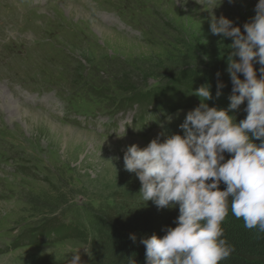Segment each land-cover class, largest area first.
<instances>
[{"label": "rangeland", "instance_id": "rangeland-1", "mask_svg": "<svg viewBox=\"0 0 264 264\" xmlns=\"http://www.w3.org/2000/svg\"><path fill=\"white\" fill-rule=\"evenodd\" d=\"M120 1L124 6L125 23L140 33L137 39L130 40L124 31L119 34L110 29L115 33L113 37H101L95 20H92L91 32L87 18L81 17L83 9L74 0L50 1L45 7L27 9L30 18L25 29L32 35L37 48L57 47L70 58L67 65L72 88L62 98L68 112L82 115L87 120L86 126L92 129L97 126L96 119L101 112L99 105L103 107V113L119 118L122 132L102 139L96 130L63 126L48 116L49 121L60 127H53L47 121L26 122L17 112L0 105V117L22 138L25 158L38 159V153H41L44 159H38L36 167L26 171L28 175L36 173L35 178L19 181L18 187L23 192L19 200L12 204L0 203V230L11 229L18 235L21 226L30 230L43 225L44 220L60 218V215L67 217V226L74 222L78 229L72 230L59 243H27L14 248L0 255V264H69L71 252L77 249H80L82 264H88L108 255L111 239L108 228L116 229L110 219H116L123 209L156 210L158 215L179 213L178 205L158 209L152 201H143L139 195L142 185L137 176L124 170V153L134 144L141 149L147 147L162 132L183 135L180 124L187 112L199 104L174 110L169 114L173 117L171 123L166 122L169 115L156 121L149 111L156 102L152 99L158 91L155 82L172 73L176 75L184 68L202 72L221 70L225 71L227 79L230 78L227 57L231 54L229 45L233 40L211 33V16L225 17L246 34L243 25L255 16L258 0H234L233 3L215 0L216 8L212 10L198 3L199 0H170L169 3L152 0L159 13L151 8L127 9V0ZM67 5L72 7V13L65 8ZM41 61L46 68L50 64ZM217 73L223 75L220 71ZM150 94L152 98H148ZM83 104L88 108L81 112L79 107ZM21 105L42 113L31 105ZM116 107L122 109L109 111ZM209 107L228 108L223 103ZM246 107L247 102L229 115L238 122L246 117ZM160 111L167 113L164 107ZM166 135L160 137L161 142ZM113 157L119 158L112 161L117 172L107 161ZM44 179L46 185H42Z\"/></svg>", "mask_w": 264, "mask_h": 264}, {"label": "clouds", "instance_id": "clouds-1", "mask_svg": "<svg viewBox=\"0 0 264 264\" xmlns=\"http://www.w3.org/2000/svg\"><path fill=\"white\" fill-rule=\"evenodd\" d=\"M198 3L216 8L215 0ZM254 11L251 22L243 25L246 34L225 17L211 16V33L233 40L227 57L233 84L229 107H209L205 101L212 98L210 86H201L194 94L201 103L187 112L179 126L183 135L162 132L147 147L134 144L124 153V170L137 176L144 202L152 201L158 209L179 207L176 227L164 229L162 238L152 235L141 241L146 247V264H221L235 251L223 238L222 225L230 212L248 230L264 233V0H258ZM223 87L218 83L217 97ZM245 101L246 118L237 124L229 112ZM172 120L167 116V123ZM225 152L231 156L227 161ZM116 159L107 161L114 167ZM221 182L226 190H220ZM130 239L135 242L136 237ZM79 250L71 252L69 264H82Z\"/></svg>", "mask_w": 264, "mask_h": 264}, {"label": "trees", "instance_id": "trees-1", "mask_svg": "<svg viewBox=\"0 0 264 264\" xmlns=\"http://www.w3.org/2000/svg\"><path fill=\"white\" fill-rule=\"evenodd\" d=\"M237 62H239L238 57ZM254 67L257 78H259L260 65L257 63ZM195 69L184 68L176 75L172 73L171 87L159 88L154 93L153 98L151 94L148 98L158 101L155 102L157 105L172 113L177 108L194 105L195 102L200 104L201 99L194 94L201 86L209 85L212 98L205 103L208 106L222 105L223 103L225 107H229L230 97L233 95V84L231 78L227 79V76H224L225 71L208 69L206 72H202ZM217 71L222 72L223 75L219 73L218 77ZM238 76L241 80L244 79L243 74H238ZM218 83L224 85L222 89H219L221 92L219 97H217ZM240 121L236 123L238 124ZM252 142L259 145L261 141L253 139ZM224 156L225 161L231 158L230 154L226 152ZM220 190H226V185L223 182L220 184ZM229 202H231V197ZM178 216L179 213L158 215L156 210L150 209L142 211H134L130 208L123 209V213L116 219H110L116 229L107 227L108 233L111 234L108 255L90 261L88 264H131L130 261L133 260L135 264H146V247L141 241L150 238L152 235L162 238L166 234L164 229L177 226L175 221ZM222 226L225 233L223 238L234 247L235 251L230 258L222 261L221 264H264V233H260L258 230H248L243 220H237L231 212ZM59 230L64 234L69 231L66 228H59ZM133 235L136 237L135 242L130 239Z\"/></svg>", "mask_w": 264, "mask_h": 264}, {"label": "bare ground", "instance_id": "bare-ground-1", "mask_svg": "<svg viewBox=\"0 0 264 264\" xmlns=\"http://www.w3.org/2000/svg\"><path fill=\"white\" fill-rule=\"evenodd\" d=\"M69 4L71 2H68ZM67 9V11L69 13H72V7L67 5L65 7ZM82 16L81 17H84V18H88V16L81 10L80 11ZM89 15V14H88ZM94 21V20H93ZM97 22V21H95ZM97 25V32L101 35V37L103 36L104 38H107V36H111L113 37V35H115V33H113L112 31H109V29L105 28V27H100V24H98V22L96 23ZM13 101L12 104H10V101ZM1 106H5L7 109H11L13 112H17L18 114V117L20 119H24L26 122H28L29 120L31 122H34V123H40V122H48L51 126L53 127H58L59 125L49 121L47 118H46V115L44 116V114L42 113H39V112H36V111H33L29 108H26L25 106H22L12 95H10L9 93H6L4 96H3V103L0 104ZM47 119V120H46ZM27 124V123H26ZM60 127V126H59ZM70 129V128H68Z\"/></svg>", "mask_w": 264, "mask_h": 264}]
</instances>
